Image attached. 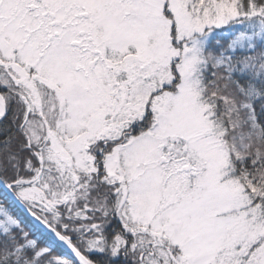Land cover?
Here are the masks:
<instances>
[{
    "label": "snow or ice",
    "instance_id": "1",
    "mask_svg": "<svg viewBox=\"0 0 264 264\" xmlns=\"http://www.w3.org/2000/svg\"><path fill=\"white\" fill-rule=\"evenodd\" d=\"M0 264H264V0H0Z\"/></svg>",
    "mask_w": 264,
    "mask_h": 264
}]
</instances>
